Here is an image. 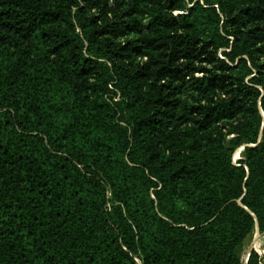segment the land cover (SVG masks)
<instances>
[{
	"label": "trees",
	"instance_id": "obj_1",
	"mask_svg": "<svg viewBox=\"0 0 264 264\" xmlns=\"http://www.w3.org/2000/svg\"><path fill=\"white\" fill-rule=\"evenodd\" d=\"M264 0H0V264H264Z\"/></svg>",
	"mask_w": 264,
	"mask_h": 264
},
{
	"label": "rangeland",
	"instance_id": "obj_2",
	"mask_svg": "<svg viewBox=\"0 0 264 264\" xmlns=\"http://www.w3.org/2000/svg\"><path fill=\"white\" fill-rule=\"evenodd\" d=\"M255 235H256V230L254 231V234L247 239L246 248H248L249 244L253 241ZM256 241L257 242L254 244L255 248H257L259 252L264 253V233L259 232V236Z\"/></svg>",
	"mask_w": 264,
	"mask_h": 264
},
{
	"label": "water",
	"instance_id": "obj_3",
	"mask_svg": "<svg viewBox=\"0 0 264 264\" xmlns=\"http://www.w3.org/2000/svg\"><path fill=\"white\" fill-rule=\"evenodd\" d=\"M255 230H256V235H255V237L253 238V241L249 244V246H248V248H247V252H246L247 255L249 254V252H250L251 249L255 248L254 244L257 242L256 240H257V238H258V236H259V228H258L257 225H256Z\"/></svg>",
	"mask_w": 264,
	"mask_h": 264
}]
</instances>
